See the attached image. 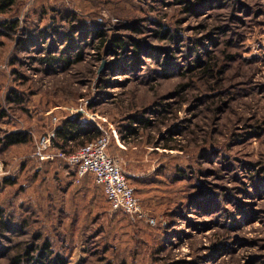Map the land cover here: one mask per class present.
I'll list each match as a JSON object with an SVG mask.
<instances>
[{"label": "rangeland", "instance_id": "1", "mask_svg": "<svg viewBox=\"0 0 264 264\" xmlns=\"http://www.w3.org/2000/svg\"><path fill=\"white\" fill-rule=\"evenodd\" d=\"M0 22L16 26L0 27V98L6 105L12 88L24 98L6 105L15 127L0 123V137L35 133L0 153L10 177L27 169L47 129L81 116L110 137L111 157L161 223L132 222L99 194L81 217L49 210L60 203L57 172L68 171L60 160L48 166L51 198L47 184L34 187L38 222L0 237V264L25 247L38 256L40 234L54 264H264V0H17ZM99 32L101 51L91 39ZM113 41L127 46L114 53ZM78 51L70 67L41 63ZM132 118L151 124L125 141ZM19 189L0 193L4 208Z\"/></svg>", "mask_w": 264, "mask_h": 264}, {"label": "trees", "instance_id": "2", "mask_svg": "<svg viewBox=\"0 0 264 264\" xmlns=\"http://www.w3.org/2000/svg\"><path fill=\"white\" fill-rule=\"evenodd\" d=\"M16 1L17 0H0V15L8 14L9 11L15 6ZM0 27L1 28L8 27L7 29H13L16 26H15V22L10 24H2V22H0ZM168 31L162 30L157 33H159V35H161L163 39L175 41L174 36H172V34H169L171 31L169 32ZM137 33L138 34L140 33L139 29H137ZM91 37L92 40L95 39L100 41V47L98 48L99 51L104 49L105 46L108 44V36L103 32L92 34ZM28 43L29 42H27V44ZM126 46L127 45L123 43H119V41H113L111 43V48L114 53H117V50H124ZM134 46H135L134 50L136 57L139 56L141 53H144V48L140 42L135 41ZM80 53L81 52L78 51L73 56V59L75 58V60H72V57L70 56L64 58H55V57H51V55H44V59L41 60V63L45 65V67H47L46 69H51V70H54L56 68L58 69V67L62 65H64V67H70L71 65H73L74 62L76 63L81 61L82 53L81 54ZM5 101H6V105L9 104L20 107L24 104V98L22 94L14 88H12L8 92ZM6 105L3 104V101L0 98V123H2L4 126L8 125V127L10 126L15 127L14 126L15 121L10 119L11 116L8 114ZM27 109H28L27 111L29 112L30 110L32 114L31 108H27ZM142 124L144 125V127H148L151 124V122L149 120L143 121V120H138L137 118H132V122L123 128V137H122L123 140L127 141V140H131L132 138H136L139 135V129H140L137 127V125H142ZM2 132H3L2 136L0 137V153H2V151H5L9 148L30 145L34 143V136L32 134L33 131L30 129L26 131L25 130L11 131L8 129ZM102 135H103L102 130L97 126L94 127L84 126V124L82 123L81 116H77L76 118H68L57 126L54 148L58 152H62L64 154L70 155L76 149L94 142ZM55 164L56 163L43 164L28 159L26 160V163L23 164V166L28 165V167L25 171L21 173L22 174L21 176L5 178L3 179V181L0 182V193L4 192L8 187H14L17 185L20 186L19 189L20 192L16 194L12 199V203L10 205L11 209L8 210L4 208L2 204L3 202L2 201L0 202V237L5 236L6 234L18 237L21 234L20 225H22L23 229L26 230L30 228L31 224H33L34 222L36 224L38 222L36 218L34 222L30 220V218L39 215L36 211V208H38L36 199H38V197H40L42 193V192L37 193L34 187L35 185H40L41 183L47 184L49 188L48 195L51 198V176L48 175V171L50 170L48 166L50 165L53 166ZM46 191L47 190L45 189L44 192ZM19 209L21 210L24 209V212L27 214V218H23L21 217L22 215L20 213H17ZM10 210L12 212H10ZM49 210H51L50 203H49ZM139 223H143V222H139ZM160 226L161 223L157 225V228ZM34 239H37L36 243H37L38 256L32 255L31 253L32 249L25 247L21 249L15 256V260H14L15 264H26V263L32 264L34 262H38L40 264H46L47 262H50L51 264H54L52 260L54 254L51 248V242L49 240L48 241L44 240L43 242V236L41 234L38 237H35ZM62 263L66 264L64 261Z\"/></svg>", "mask_w": 264, "mask_h": 264}, {"label": "built area", "instance_id": "3", "mask_svg": "<svg viewBox=\"0 0 264 264\" xmlns=\"http://www.w3.org/2000/svg\"><path fill=\"white\" fill-rule=\"evenodd\" d=\"M55 122L57 125V120ZM56 129L57 126L46 132L47 135L41 142L39 141L40 143L38 142L30 157L31 160L43 164L66 161L68 172L74 174V184L80 185L86 177L91 176L95 183L103 188L112 210L121 211L132 222H143L152 228L157 227L158 219L144 210L140 198L126 179L120 164L111 157L109 136L102 135L94 142L67 155L54 148ZM12 174L7 170V166L0 162V182Z\"/></svg>", "mask_w": 264, "mask_h": 264}, {"label": "crops", "instance_id": "4", "mask_svg": "<svg viewBox=\"0 0 264 264\" xmlns=\"http://www.w3.org/2000/svg\"><path fill=\"white\" fill-rule=\"evenodd\" d=\"M49 130L50 129H47V131ZM32 134L35 139V133ZM58 173V177H55L56 186L54 200L57 197L60 203L54 204L51 208L57 209L58 212H60L59 214L66 217H75L76 215L81 217L82 212H86L85 204L89 198L95 197V199H97V197L101 195L106 199L103 188L98 186L91 176L86 177L80 185H76L73 183L74 174L70 175L71 173L62 169L58 170ZM93 194L95 196H93Z\"/></svg>", "mask_w": 264, "mask_h": 264}, {"label": "water", "instance_id": "5", "mask_svg": "<svg viewBox=\"0 0 264 264\" xmlns=\"http://www.w3.org/2000/svg\"><path fill=\"white\" fill-rule=\"evenodd\" d=\"M104 67V66H103ZM103 67H102V70H103Z\"/></svg>", "mask_w": 264, "mask_h": 264}]
</instances>
